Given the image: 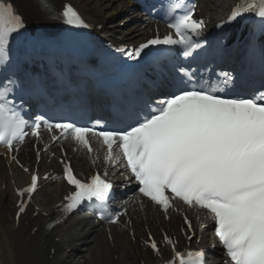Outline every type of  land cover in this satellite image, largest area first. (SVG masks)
<instances>
[{
	"label": "snow or ice",
	"instance_id": "obj_1",
	"mask_svg": "<svg viewBox=\"0 0 264 264\" xmlns=\"http://www.w3.org/2000/svg\"><path fill=\"white\" fill-rule=\"evenodd\" d=\"M177 9L182 13L176 14ZM194 11L195 5H186L185 0H172L166 15L173 32L149 38L130 50L118 51L129 59H139L149 48L179 45L184 56L191 55L200 46L193 36L199 37L204 28V21L196 19ZM252 12L264 19V0H246V6H234L229 22ZM62 18L73 27L87 26L71 5L63 7ZM24 27L23 18L14 6L0 0V63L9 59L10 37ZM176 71L178 75L167 83L159 99L146 102L119 126L99 131L100 122L92 127H80L68 121L53 124L43 116L29 122L8 99L11 88L5 83L0 87V144L11 151L26 139L29 134L26 128L31 129L33 137H39L43 127L59 133L52 135L53 142L70 137L91 154L89 137H97L106 147L105 161L119 164L128 173L126 180L134 177L138 193L165 212L173 206V200L207 210L229 264H264V91L230 96L217 87L194 82L184 67ZM223 76L225 85L231 83V74L223 73ZM63 177L74 188L64 197L66 203L61 207L65 212L85 202L96 203L106 211L104 206L113 189L106 172L103 177L97 173L82 181L70 163H64ZM37 180L33 173L31 184L18 190V195H30L37 187ZM26 203L20 202L17 217L25 211ZM123 214L126 210L101 218L119 223ZM185 224L191 230L187 217ZM164 242L173 246V257L167 264L176 261L203 264L204 250L176 251L167 235ZM145 244L159 250L151 234Z\"/></svg>",
	"mask_w": 264,
	"mask_h": 264
},
{
	"label": "bare ground",
	"instance_id": "obj_2",
	"mask_svg": "<svg viewBox=\"0 0 264 264\" xmlns=\"http://www.w3.org/2000/svg\"><path fill=\"white\" fill-rule=\"evenodd\" d=\"M19 10L24 14L29 23L48 22L51 14H62L65 5H71L86 22L95 25H104V31H109L115 39L121 37L122 42L132 43L142 39L149 31L150 25L137 30H122L114 22L117 15L129 9L127 2L122 0H15ZM234 0H205L201 1L204 15L219 14L220 11ZM97 5L91 7V4ZM114 9L105 12L108 5ZM112 8V7H111ZM133 15V14H132ZM125 15L119 20L132 16ZM59 17V15H57ZM56 16V17H57ZM107 26V28H106ZM120 41V40H118ZM55 151L56 149L53 148ZM23 149L18 152L22 162L32 166V153L27 151L23 156ZM77 161V168L86 170L87 163L78 153L73 154ZM55 161L49 165L42 160L37 164L43 171L56 168ZM10 172V174H9ZM26 173L22 172L14 163L7 168L0 158V264H156L157 257L145 248L143 240L146 239L144 227L148 226L153 232L159 227L175 229L179 224L178 216L172 215L168 221L160 219L154 210L147 207L148 212L137 215L132 220L135 222L134 233L116 230L112 227V241L104 236L103 229L95 227L83 230L81 223L68 221L64 226H57L49 232L43 231L42 213L51 215L53 205L61 199L66 187L61 181H50L45 184L33 197L34 205L38 206V214L32 215L34 206L21 217L18 224L13 220L15 196L12 191V181L24 183ZM39 226L32 231L34 226ZM86 241L88 243H86ZM77 243H81L77 246ZM164 254V253H162Z\"/></svg>",
	"mask_w": 264,
	"mask_h": 264
},
{
	"label": "rangeland",
	"instance_id": "obj_3",
	"mask_svg": "<svg viewBox=\"0 0 264 264\" xmlns=\"http://www.w3.org/2000/svg\"><path fill=\"white\" fill-rule=\"evenodd\" d=\"M94 1H97V0H94ZM95 6H97V5H94L93 3L91 4V7H95ZM112 7V8H111ZM115 7H114V5L113 4H111V5H108L104 10H105V12L106 13H110V12H108V11H111L112 9H114ZM108 10V11H107ZM117 21V19L115 20V22Z\"/></svg>",
	"mask_w": 264,
	"mask_h": 264
}]
</instances>
